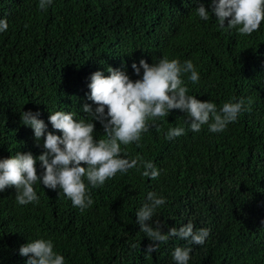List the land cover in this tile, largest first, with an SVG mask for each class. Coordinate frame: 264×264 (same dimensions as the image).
Instances as JSON below:
<instances>
[{
	"label": "trees",
	"instance_id": "trees-1",
	"mask_svg": "<svg viewBox=\"0 0 264 264\" xmlns=\"http://www.w3.org/2000/svg\"><path fill=\"white\" fill-rule=\"evenodd\" d=\"M200 3L209 11L207 21L196 16ZM208 4L52 0L41 10L39 0H0V18L9 22L0 32V159L43 151V138L37 146L21 112H39L48 131L60 135L49 123L50 113L65 110L87 119L82 106L91 75L120 68L135 81L142 74L135 75L131 65L141 59L191 60L200 79L192 83L190 73L182 75L188 95L218 110L230 99L252 102L250 111L220 133L208 125L191 131L178 109L150 120L139 144L121 145L122 155L151 160L160 176L144 177L142 168L117 173L90 189L94 203L83 211L59 189L39 182L38 203L19 205L11 187L0 192V264H25L19 248L36 238L51 239L65 264H175L177 246L192 248L188 264H264V21L251 35H241L221 28ZM173 127H184L185 134L165 139ZM103 135L96 123L94 138ZM36 168L38 175L43 172L39 161ZM149 191L165 198L153 218L163 231L192 221L196 229H210L205 243L173 237L145 255L150 241L136 213Z\"/></svg>",
	"mask_w": 264,
	"mask_h": 264
},
{
	"label": "clouds",
	"instance_id": "clouds-1",
	"mask_svg": "<svg viewBox=\"0 0 264 264\" xmlns=\"http://www.w3.org/2000/svg\"><path fill=\"white\" fill-rule=\"evenodd\" d=\"M51 4L52 0H39L38 7L44 10ZM208 5L221 28L236 29L241 35H251L264 21V0H209ZM196 16L205 21L210 19L203 3L196 8ZM8 27L7 18H0V32L7 31ZM131 67L135 75L142 74L140 79L133 81L125 71L112 67H108L106 73L96 71L91 75L87 99L96 107L93 109L84 99L82 111L87 119L84 116L77 120L76 113L65 110L50 113L49 123L60 135L48 131L44 121L38 118L39 112H21V121L33 130L37 146L43 138V151L38 157L31 152L17 151L9 158L0 159V192L11 187L16 190L19 205L38 203L34 185L39 182L44 188L59 189L74 207L83 211L94 203L90 189L102 187L117 173L142 168L144 177L157 179L160 176L161 170L151 160L139 155L135 158L122 155L121 145L139 144L142 133L149 129L150 120L166 118L170 110L178 109L187 115L191 131L200 132L202 126L208 125L210 132L220 133L229 123L236 122L242 112L250 111L251 100L246 104L244 99L237 102L230 99L218 110L215 103L188 95L182 75L190 73L188 79L192 83L200 79L191 60L181 64L177 59L162 58L149 64L141 59ZM96 123L102 125L103 138H94ZM184 134V127H173L167 131L165 139ZM37 161L43 169L39 175ZM165 202L163 196L149 191L146 202L136 213L140 231L150 241L143 250L145 255L156 252L161 243H167L173 237L185 240L189 245H203L210 229H196L192 221L163 231L164 225L153 218ZM191 252L190 246H177L173 252L175 264H188ZM19 255L27 257L25 264H65L64 256L54 251L51 239L36 238L20 246Z\"/></svg>",
	"mask_w": 264,
	"mask_h": 264
}]
</instances>
